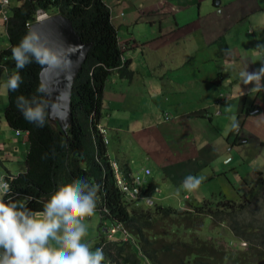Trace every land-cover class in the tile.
Instances as JSON below:
<instances>
[{
  "label": "crops",
  "instance_id": "1",
  "mask_svg": "<svg viewBox=\"0 0 264 264\" xmlns=\"http://www.w3.org/2000/svg\"><path fill=\"white\" fill-rule=\"evenodd\" d=\"M22 1L14 5L8 0L6 20L11 8ZM101 1L108 9V19L122 49L120 59L128 58L130 71L126 78L113 70L103 83L97 124L105 130L107 158L116 159L123 171L149 170V175L143 176L144 199L152 200L145 193L160 180L165 185L178 184L182 191L178 197L169 193L157 200L174 197L182 205L179 209L206 203L214 206V201L227 199L218 184L227 176L231 181L237 177L227 172L232 161L229 153L235 152L244 162L243 144L251 140L261 155L257 162L250 158L246 163L256 169L253 176L259 183L264 178V145L260 144L264 142V90L249 91L252 85H244L239 73L255 71L264 64V0ZM53 14H58L57 10ZM6 20L0 18L4 33ZM0 68H5L1 61ZM165 114L168 119H164ZM233 117L239 122L238 133L228 129ZM66 125L61 128L64 130ZM15 134L22 142L26 139L25 132ZM12 143L0 136V146ZM26 149L27 141L25 152ZM15 174L7 173L3 179ZM189 175L205 177L200 187L209 191L199 187L195 193L186 192L182 184ZM242 196L232 201L239 203ZM26 198L16 196L13 200L26 203ZM157 204L160 205L158 201ZM102 209L105 208H96L95 212L99 224L93 248L103 249V264H114L103 247L109 241L128 244L140 262L150 264L127 229L132 242L123 241L118 231L106 234L114 219L104 216ZM204 218L211 226L210 218L204 216L202 221ZM218 226L232 236L224 222ZM196 230L186 229L179 240L201 241L194 235ZM234 240L225 245L244 242Z\"/></svg>",
  "mask_w": 264,
  "mask_h": 264
},
{
  "label": "trees",
  "instance_id": "2",
  "mask_svg": "<svg viewBox=\"0 0 264 264\" xmlns=\"http://www.w3.org/2000/svg\"><path fill=\"white\" fill-rule=\"evenodd\" d=\"M37 9L47 15L57 10L70 22L79 40L89 46L71 83L69 122L64 135L50 124L48 117L45 126L38 128L26 122L16 108L17 96L37 95V88L41 86V65L33 62L24 68L20 72L24 83L19 91L6 94L2 117L11 129L25 132L27 141L24 170L11 178L8 175L4 177L11 186V198L26 196L28 209L42 211L59 185L86 178L90 185L100 186L97 208L104 207V216L120 222L128 230L150 264H264L261 257L264 229L261 235L257 234L260 225L253 223L260 218L259 211L257 215L248 217L241 202L229 199L214 201V206L210 203L191 206L188 203L187 209L158 204L136 208L133 203L124 201L114 188L106 148L96 123L100 117L104 81L113 70L126 78L130 71L128 58L120 59L122 49L117 43L115 28L108 19V9L101 0H23L19 6L12 7L5 22L7 45L0 50L2 66L11 69L6 80L16 71L11 49L29 32L28 27ZM260 144L264 145V142ZM45 154L47 158H43ZM259 198H264L263 178L252 196L253 201ZM4 200L8 202L9 197H4ZM243 200L249 204L250 200ZM204 216L210 218L211 226L224 222L234 239L243 240L246 248L227 256L223 249L210 241H180L179 233L188 228L199 229ZM261 223L264 225V220ZM249 229L254 232H249ZM103 247L114 264H141L126 243L109 241Z\"/></svg>",
  "mask_w": 264,
  "mask_h": 264
},
{
  "label": "clouds",
  "instance_id": "3",
  "mask_svg": "<svg viewBox=\"0 0 264 264\" xmlns=\"http://www.w3.org/2000/svg\"><path fill=\"white\" fill-rule=\"evenodd\" d=\"M44 13L37 9L33 22L49 16ZM11 53L16 71L2 86L5 94L19 91L24 83L20 72L31 63L41 65L42 69L59 67L61 64L60 56L47 47L35 31L27 32L19 44L11 49ZM239 75L244 85H252L249 91L264 90L261 83L264 64L252 72L241 71ZM41 93L46 94L43 85L37 88V95H20L15 101L17 110L26 122L38 128L45 126L49 115L48 104ZM229 130L238 133L239 122L235 117ZM43 158H47V154ZM204 179L189 175L182 188L188 193H195ZM99 187L90 185L86 178L61 184L50 195L43 210L33 212L25 202L11 198L10 184L0 177V264H103V249L93 250L86 239L87 220L96 212ZM179 194L177 190L176 195ZM6 196L9 197L8 202L4 200Z\"/></svg>",
  "mask_w": 264,
  "mask_h": 264
},
{
  "label": "rangeland",
  "instance_id": "4",
  "mask_svg": "<svg viewBox=\"0 0 264 264\" xmlns=\"http://www.w3.org/2000/svg\"><path fill=\"white\" fill-rule=\"evenodd\" d=\"M19 0H10V2L14 5L15 3H18ZM45 14V13H44ZM47 15V14H45ZM7 45L6 36L4 33V26L0 23V48ZM11 73V69L8 68H0V136L3 139H10L13 143L9 145H3L0 146V177L3 178L4 175L7 173L15 174L19 171H22L23 164H24V153L26 148V139H23V142L20 140V136L15 134V131H13L4 121L2 117V111L6 103V94L2 88L4 83L6 82V76ZM153 101L155 102L154 98ZM45 101L48 104V119L51 125H54L57 130L64 134L63 128H61V124L63 121L58 119V117L54 114L53 110L51 109V105L49 102V99L46 97L45 94ZM150 103V99H149ZM156 103V102H155ZM97 125V123H96ZM229 129V128H228ZM228 132V130H227ZM227 132L225 136L227 135ZM231 135V134H230ZM226 138V137H225ZM231 140V138H230ZM23 143V144H22ZM258 144V142H257ZM244 162L239 161V157L235 152H230L229 157H231V162L227 166V168H230L227 170V172L235 173L237 177H233L232 181L227 176L228 181H230L231 185L229 184H223L226 180L224 179L219 185V191L224 195L225 198L230 200L237 201L242 195H244L243 198H241L239 201L242 203V210L244 214L248 217L257 215L256 212L259 211L261 216L260 218L253 221L254 224H259L260 227L257 228V234L261 235V230L264 229L263 223H261L264 220V198H259L256 201H253L252 196L257 191L262 179H260L259 183H255L257 178L253 176L255 173V170L250 164H247L246 162L248 159L253 158V162H257V159L261 155V150H257V146L255 143H252L251 140H247L244 144ZM14 152V153H13ZM15 155V157H14ZM203 167V166H201ZM256 174V173H255ZM234 175V174H233ZM238 176H240V179H237ZM252 176V177H251ZM253 178V179H252ZM264 179V178H263ZM255 183L254 185H252ZM152 186H155L154 188ZM149 186L147 188V192L145 193L146 196L149 198H152L151 204H145L142 201H137V205H134L136 208H148L152 207L154 204H157V201L160 205H170L178 208H182V205H180V202H177L174 197H178L176 195L177 190L182 191L180 185L178 184H170L165 185L160 182V180L155 181V183ZM178 186V188H176ZM145 188V185H142V189ZM216 188V187H214ZM201 191L207 192L209 191L208 188H205L204 186L200 187ZM211 191V190H210ZM263 192V191H262ZM261 192V193H262ZM169 193H173L172 198L168 199L164 197L163 199L157 200V197L165 196L166 194L169 195ZM246 194V196H245ZM180 195V194H179ZM247 198L249 201V204H245L244 198ZM19 201V200H17ZM150 205V206H149ZM133 206V205H132ZM133 206V207H134ZM175 207V206H174ZM249 222V220H247ZM88 224V235L86 237L87 241L92 245H94L95 241H97V228L96 226L99 224V221L96 218V214H94L90 219L87 220ZM211 227V228H210ZM249 232H254L253 229H249ZM184 231H181L179 234H183ZM194 235L198 239L202 240H211L217 247H221L225 252L227 256H233L236 253V249L238 250V247L244 250V243L238 242L235 244V246H226L225 244H229L230 242H236L234 238L226 231L222 226H209L208 219H203L202 226L194 231ZM233 245V243H231ZM93 250H95L93 248ZM261 257L264 258V251L262 250ZM141 264H146L145 261H141Z\"/></svg>",
  "mask_w": 264,
  "mask_h": 264
},
{
  "label": "water",
  "instance_id": "5",
  "mask_svg": "<svg viewBox=\"0 0 264 264\" xmlns=\"http://www.w3.org/2000/svg\"><path fill=\"white\" fill-rule=\"evenodd\" d=\"M39 34L41 41L53 49L61 58V64L55 68H44L39 72V81L46 89L51 109L57 116V108L65 103L69 122L68 104L73 77L80 69L89 44H83L72 29L70 22L59 14H53L36 21L29 28ZM82 46V47H81ZM45 99V93H43ZM256 109L252 111L255 112Z\"/></svg>",
  "mask_w": 264,
  "mask_h": 264
},
{
  "label": "built area",
  "instance_id": "6",
  "mask_svg": "<svg viewBox=\"0 0 264 264\" xmlns=\"http://www.w3.org/2000/svg\"><path fill=\"white\" fill-rule=\"evenodd\" d=\"M8 5V0H0V18L4 22L6 20V14H5V7ZM38 16H36L37 18ZM218 111H215V114H217ZM169 115L165 114L164 119H168ZM96 128L102 136L103 143H106V139L104 137V128L96 125ZM108 167L113 179V184L118 190V192L121 195V198L126 202H131L133 204H136L137 201H142L145 204H150L151 201L144 199L142 191V185L145 184V180L143 176L149 175V170L147 168L142 169V171H123L119 162L114 158H107ZM143 183V184H142ZM103 212H106V209H102ZM116 231L121 232L122 234V240L123 241H133L130 234L127 232L126 228L118 221H113V223L110 225L108 230H106V234L108 236L113 235ZM244 243V242H243ZM245 245V243H244Z\"/></svg>",
  "mask_w": 264,
  "mask_h": 264
},
{
  "label": "bare ground",
  "instance_id": "7",
  "mask_svg": "<svg viewBox=\"0 0 264 264\" xmlns=\"http://www.w3.org/2000/svg\"><path fill=\"white\" fill-rule=\"evenodd\" d=\"M56 110L58 119H60L61 121L67 120V109L65 103L59 106Z\"/></svg>",
  "mask_w": 264,
  "mask_h": 264
}]
</instances>
